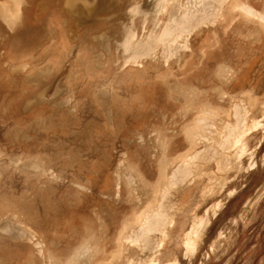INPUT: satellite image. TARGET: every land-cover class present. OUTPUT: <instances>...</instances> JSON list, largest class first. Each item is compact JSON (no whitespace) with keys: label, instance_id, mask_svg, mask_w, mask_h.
Instances as JSON below:
<instances>
[{"label":"rangeland","instance_id":"rangeland-1","mask_svg":"<svg viewBox=\"0 0 264 264\" xmlns=\"http://www.w3.org/2000/svg\"><path fill=\"white\" fill-rule=\"evenodd\" d=\"M193 1L0 0V264H83L94 233L111 259L124 218L155 190L168 220L155 262L264 264V24L228 2L212 21L210 0ZM128 33L158 39L132 57ZM237 102L253 129L221 152L240 161L221 173L200 159L161 195L177 157L207 143L189 137L198 118L220 110L232 124ZM196 217L209 224L193 254ZM149 255L127 243L116 264Z\"/></svg>","mask_w":264,"mask_h":264},{"label":"bare ground","instance_id":"bare-ground-1","mask_svg":"<svg viewBox=\"0 0 264 264\" xmlns=\"http://www.w3.org/2000/svg\"><path fill=\"white\" fill-rule=\"evenodd\" d=\"M20 1H22V0H20ZM197 1H198V3H201L199 0H197ZM204 1H207V0H204ZM192 2H195V1L192 0ZM223 2H228L229 9L241 10L242 13H244L250 17H256L264 24V11H261V10L255 8L253 5H251L247 2L240 1V0H210V2H209V4L211 3L209 5L210 8H208V7L207 8H208V11L210 9V15L209 16L212 19V21H214L216 16L222 12L221 5ZM190 4H191V0L189 2V7L191 5H192V7L195 6V4H194V6H193V4H191V5ZM216 4H218V6H216ZM198 6H199V4H198ZM192 7L188 8V10H190ZM195 7L197 10L198 7L197 6H195ZM136 15H138V14H136ZM209 16H208V18L207 17L206 18L209 19ZM204 19H205V17H204ZM12 21H14L13 17H12ZM212 21H210V22L214 23ZM8 23L11 24L10 22H8ZM131 23H133V22H131ZM176 23H178V21ZM186 24L188 25V23H186ZM174 25H175V22H174ZM178 26H179V23H178ZM173 27H176V26H173ZM186 27H188V26H186ZM154 31H156V30H154ZM126 36L127 37H126L125 41L128 45V50L132 51V55H133L132 57L139 56L141 54V53H139L140 51H142V53L144 51H145V53H150L149 48L152 46V41H154V39L155 40L158 39V37H157V39H156V37L154 38L153 34H151L147 39H141L139 41H135L134 33H132V34L128 33ZM162 37H164V36H162ZM159 38H160V35H159ZM170 45H172V44L170 43ZM222 71H223V69L221 70V72ZM229 72H230V69L224 68L223 74L225 77L226 76L228 77V75L230 74ZM252 103H254V102H252ZM231 109H232L233 114H234L233 117H235V122L232 124L227 122L224 119V117L222 116L223 112L220 110L214 111L212 113L213 117L205 116L202 118L201 117L198 118V120H199L198 122L202 124L201 126H203V128L193 127L191 130L188 131L189 137L192 139V141L194 143H196V142L198 143L200 140H204L207 143L202 150L200 149L199 151H196L195 153H192V154L187 152L188 154L186 153L184 155L183 154L179 155L177 158L180 159V164L173 170V172L171 173V177L168 175L171 178V179H169L170 181L168 180L166 182H163L164 181L163 179H165V177L167 176V171L170 169L171 165L176 161L177 158L168 162V164H167V166L163 172V177H162L163 179L160 178L163 182L162 185H164V188L162 187L163 188V190H162L163 194H161V195L166 197V195L168 193H170L169 191H170V189H172L171 187H173L176 184H184L185 182H188L187 180H189V178L196 177V174H195V176H193V174L198 169V166H199L198 161L200 159L201 160L205 159L206 161L209 160V162H210V161H212L210 159L218 158L219 160H218V167L217 168H219V169L221 168V173H223L222 169L228 170V168L232 167L234 164H236L237 162L240 161V159L237 160V158H235L233 156H230L227 154H222V152H223L222 149L225 150V149H231V148H235V147H238V148L241 147V149H242V147L245 146L243 138L248 133L247 132L248 128H249V130H252L253 128L250 129V127H248V126H246V124H244L246 116H247V110H246V107L243 105L242 102H237V103L232 104ZM231 109L229 110L228 113H226L228 115V116L226 115L228 118H229V113H230ZM216 121L217 122L219 121V123L221 124V130L217 129V127L215 125ZM252 124H253L252 126L257 127L259 125V121L256 120V121L252 122ZM194 148H195V145L193 147H191V149L189 151H192ZM236 151L239 152L240 149H237ZM227 170H224V171H227ZM213 178H215V177L213 176ZM211 179H212V177H211ZM190 181H192V180H190ZM221 181H223L222 178H221ZM156 185H157V183H156ZM156 185H155V187L158 188V186H156ZM157 188H155V189H157ZM183 188H184V186H183ZM207 190L209 192H211L213 190V188H209ZM154 192L156 193V190ZM155 193H154V197L152 196L153 199H150V200H152V202L149 203L150 205L143 207L145 209H143L139 215H137V216L132 215V216H127L124 218L123 225H122L120 231L114 237L117 248L111 254V259H107L105 257V250H104V248L100 242V239L97 237L96 233H94L93 235L95 237L94 242H95L96 248L95 247L93 248L92 243H91L92 245L90 244L91 246L89 244L84 245L81 253L84 256H86V259L82 260L83 264H93V263H96V264H116L117 261L122 257L124 247L127 243L137 245V247H140L142 249V251H144V250L150 251V255L148 256V258L143 262H139L138 264H149V260L152 262L151 264H163V263L155 262L154 257L156 255V252L158 251L157 249L159 247H161L164 243L163 237L166 235L168 220L164 216L166 204L165 203L160 204V202H159L158 207L154 206L155 200H156L155 195L157 194V193L156 194ZM162 201H163V199H162ZM148 202H150V201H148ZM208 207H210V206H208ZM208 210L209 209H206V211H208ZM191 224H192L191 228L185 233L184 245H185L188 252H192L194 254L197 251V242L201 236V232L209 224V220L206 219V217L205 218L196 217ZM157 233H160L161 237L157 238V236H156ZM94 249H96V251ZM81 253H78V255L80 254V256H81ZM73 261H76V259ZM132 262H133L132 259L128 258V264H132ZM165 264H173V262L165 263Z\"/></svg>","mask_w":264,"mask_h":264}]
</instances>
